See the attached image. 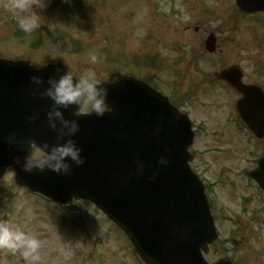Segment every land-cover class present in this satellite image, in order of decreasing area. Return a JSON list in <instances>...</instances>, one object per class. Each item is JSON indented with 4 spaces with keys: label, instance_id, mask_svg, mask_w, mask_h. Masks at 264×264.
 Masks as SVG:
<instances>
[{
    "label": "rangeland",
    "instance_id": "obj_1",
    "mask_svg": "<svg viewBox=\"0 0 264 264\" xmlns=\"http://www.w3.org/2000/svg\"><path fill=\"white\" fill-rule=\"evenodd\" d=\"M68 1L43 0V6L21 12L11 7L13 0H0V56L39 66L60 62L79 79L89 72L105 78L121 68L171 97L193 122L191 166L207 186L220 238L233 247L229 232L239 223L249 233V212H259L255 187L244 171L255 156L264 155V145L257 146L238 128L237 95L207 80L222 66L236 64L244 82L264 86V17H241L234 0H82L84 16L67 18L63 7ZM27 16H35L38 26L31 35L16 37L15 25ZM209 32L217 36L214 54L203 49ZM71 38L85 44V52H69ZM1 183L0 220L40 240L39 264H141L125 237L92 205L72 202L63 208L47 202L16 188L12 171ZM257 221L246 250L236 243L226 253L240 264H264V211ZM223 255L207 253L205 259ZM0 264L27 262L19 252L0 249Z\"/></svg>",
    "mask_w": 264,
    "mask_h": 264
},
{
    "label": "water",
    "instance_id": "obj_2",
    "mask_svg": "<svg viewBox=\"0 0 264 264\" xmlns=\"http://www.w3.org/2000/svg\"><path fill=\"white\" fill-rule=\"evenodd\" d=\"M241 12L264 11V0H236ZM210 35L205 47L214 50ZM35 70L28 63L0 59V177L14 157L31 151L28 141L44 149L61 142L58 129L47 123L51 100L42 93L59 67ZM62 72V73H61ZM40 76L42 83L31 80ZM242 94L236 110L258 137L264 136V94L241 84L242 73L232 66L216 74ZM105 86L114 111L73 116L79 131L72 137L82 148L84 163L72 161L68 174L50 169L25 172L16 166L15 180L58 203L72 199L96 205L131 242L144 264H208L201 251L208 245L221 251L204 186L188 165L193 133L187 117L167 98L131 77L112 76ZM35 119H32V118ZM65 139L67 137H64ZM161 156L169 162L159 164ZM264 188V175L252 173ZM213 264H231L223 259Z\"/></svg>",
    "mask_w": 264,
    "mask_h": 264
},
{
    "label": "clouds",
    "instance_id": "obj_3",
    "mask_svg": "<svg viewBox=\"0 0 264 264\" xmlns=\"http://www.w3.org/2000/svg\"><path fill=\"white\" fill-rule=\"evenodd\" d=\"M33 4L43 6V0H13L11 7L23 12L31 8ZM18 23L25 33H31L38 26L35 16L21 18ZM95 59L93 56L92 60L95 61ZM31 80L37 84L42 83L40 76L33 75ZM48 85L42 93L52 102L47 112V123L50 128L57 129V121L60 122L61 127L58 132L61 142L48 145L40 151H30L23 157L22 164L19 157H14V163L29 173L33 170L50 169L57 173L68 174L71 167L68 161L80 165L84 163V160L81 156L82 148L72 139L80 129L79 121L75 118L66 119L64 112L75 108L73 116L87 113L103 117L105 113H111L114 109L108 102V88L95 72H89L79 80L74 79L70 72H65L58 79L50 78ZM28 144L31 146L32 141L29 140ZM168 162L164 156H161L158 161L163 165ZM40 248L41 242L34 234L7 220H0V249L14 255L19 252L27 264H39Z\"/></svg>",
    "mask_w": 264,
    "mask_h": 264
}]
</instances>
